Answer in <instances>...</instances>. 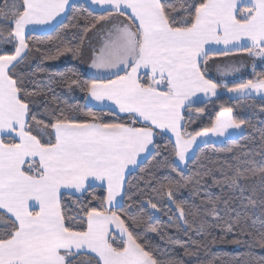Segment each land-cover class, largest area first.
<instances>
[{
    "label": "snow or ice",
    "instance_id": "obj_1",
    "mask_svg": "<svg viewBox=\"0 0 264 264\" xmlns=\"http://www.w3.org/2000/svg\"><path fill=\"white\" fill-rule=\"evenodd\" d=\"M90 4L101 14L91 20L75 19L83 22L85 32L98 22L101 28L107 26L91 66L105 69L109 76L81 80L58 72L49 78L59 75L68 91L79 89L87 94L86 100L110 101L108 110L118 117L116 122L93 112H84L83 118L66 114L54 94L38 103L36 98L47 93L28 88L30 77L22 65L32 45L26 30L57 22L74 7L71 0H0V264H160L147 239L148 232L160 230L147 223L145 213L151 218L167 205L179 214L176 219L187 234L192 224L177 192L189 184L190 194L204 206V219L194 230L201 239L189 235L187 241L173 243L185 255L197 257L200 248L209 245L243 244L249 248L246 264H264V258L256 259L252 251L264 250V220L255 233L248 230L257 224L248 214L249 206L255 208L257 202L245 195L254 194L255 183L264 208V130L257 151L233 155L235 163L227 165L232 175L221 169L226 184L211 170L196 180L171 176L181 174L180 165L187 164L198 138L225 137L230 129L251 126L234 118V109L227 106L199 130L187 131L185 120L195 122L193 108L205 113L197 106L198 93L220 99L218 89H224L237 98L259 94L264 99V71L257 72L255 64L251 69L255 79L234 81L232 87L208 75L210 59L234 50L264 62V0H90ZM79 51L58 46L48 58L66 53L76 58ZM238 71L228 65L218 68L222 76ZM70 111L79 109L72 106ZM157 138L166 140L164 152L171 158L165 156L164 164L169 174L144 182L143 191L155 196L134 199L128 196L126 176L139 168L142 153L164 155ZM205 176H211V184ZM97 181L106 196L95 198L98 206H84L80 196ZM213 186L222 194L213 197L205 191ZM66 195L75 197V203L66 202ZM126 196L130 202L124 208L121 201ZM168 264L183 262L170 258Z\"/></svg>",
    "mask_w": 264,
    "mask_h": 264
},
{
    "label": "trees",
    "instance_id": "obj_2",
    "mask_svg": "<svg viewBox=\"0 0 264 264\" xmlns=\"http://www.w3.org/2000/svg\"><path fill=\"white\" fill-rule=\"evenodd\" d=\"M72 5H74V7H70L66 18L51 31L27 35L32 47L22 67L30 77L28 88L29 90L38 89L47 93L46 97L36 98L38 103L41 99L50 100L54 94L57 97L56 103L65 109L66 114L83 118L84 112H93L97 116L102 117L106 122H116L118 117L111 114L108 109H98L88 105L85 99L87 95L85 92L79 89L71 92L68 91L59 75L53 76L52 79L49 78L50 73L64 72L71 78H79L81 80L91 79V77L84 72L80 57L85 38L92 29L85 32L83 22L77 23L75 18L87 17L88 20H91L93 17H98L101 12L92 10L83 1L74 2ZM98 24L99 22L97 25ZM65 25L68 27L65 28ZM58 46L71 47L73 49L78 48L80 51L76 58H73L71 53H66L55 60L49 59L48 53L51 52L55 55ZM42 69L46 71H42ZM256 71H264V62L256 66ZM249 78L255 79L252 72L242 79L246 80ZM228 84L229 87L233 86L232 82H228ZM72 106H77L79 111H70ZM197 106L203 107L205 113L198 114L195 108H193L191 119L195 122H189L187 119L185 120V123L188 125L186 130L189 132L208 126L209 117L214 118L216 112L222 110L223 106L232 107L234 109V118L249 121L251 126L242 125L244 127V132L238 137L228 139L221 143H208L199 146L192 158L188 160L187 164L180 165V169L182 170L181 174L173 172L171 176L176 180H180L181 175L185 178L191 177L196 180L200 179L205 172L211 170V175L221 180L222 184H226L227 181L221 178V169L229 176L232 175V171L227 165L229 163H235V161L232 160L233 155H238L240 152H255L258 150L261 130H264V112L260 111L261 107H264V99H229L220 97V99H212L197 104ZM53 107H55V104ZM165 143L166 140L157 138V144L160 145L161 152H164ZM228 148H232L233 152H228ZM165 156H169V154L164 152V155L161 156L151 153L150 156L140 164L139 168L128 174V184L126 186L128 189V196H132L134 199L136 197L147 199L149 195L155 196V193L150 190L143 191V185L145 181L152 179V177L163 179L169 174L164 164ZM170 158L169 156V159ZM204 179H207L209 184H211V176H205ZM181 183L183 184L182 180ZM201 183L203 184V181H201ZM192 187L193 185L189 184L183 190L177 192L178 199L182 200L185 204L188 221L192 224V229H189L187 234L183 222L176 219V216L179 214L168 210L167 205H165L164 212H153L151 218L145 213L144 218L147 223L159 229L160 233H163V235L158 232L147 233V239L150 241L160 264H168L170 258L182 261L183 264H246L249 248L243 244L209 245L207 249L200 248L197 257L185 255L183 249L173 243V241L178 240L187 241L189 235H191L192 239H201L200 234L194 230L204 219V206L201 205L199 197H193L190 194ZM252 187L255 188L254 194L250 191H246L245 195H252V198L257 202L255 208L251 206L248 208V214L251 219L257 220L255 229L249 228L248 230L255 233L256 230L260 228V221L264 220V208H262L259 203L261 199L259 188L255 187V183L252 184ZM205 191L210 193L213 197L222 194L221 188L216 186L207 188ZM100 196H106V190L101 187L92 186L87 193L80 196V202L88 207L92 205L98 206L99 200L95 198ZM65 201L75 203L76 198L66 195ZM129 202L126 196L122 201L123 207L127 208ZM238 210L241 212L245 211L243 208H238ZM233 215H235V213H233ZM169 217H171V223L169 222ZM225 219H227V217H225ZM251 219L248 221L249 224H251ZM178 225L180 226L179 228L177 227ZM141 234L143 235L144 233L142 232ZM239 238L241 240L245 239L243 236ZM249 244H251V240H249ZM252 251L256 259L264 258V250L255 248Z\"/></svg>",
    "mask_w": 264,
    "mask_h": 264
},
{
    "label": "crops",
    "instance_id": "obj_3",
    "mask_svg": "<svg viewBox=\"0 0 264 264\" xmlns=\"http://www.w3.org/2000/svg\"><path fill=\"white\" fill-rule=\"evenodd\" d=\"M77 1H83L92 10L97 11V12H101L100 8L90 4V0H71V4H73L74 2H77ZM69 9L66 11V13L62 14L61 17H58L57 22H54L53 24L43 25V26H29L28 29L26 30V34L29 35L31 33H46V32L51 31L53 28H55L59 23H61L66 18ZM106 27L107 26H105V28H101L100 23H99L96 26V28L92 29L87 34L83 48H82L81 57H80L81 65H82L84 72L88 76H90L91 78L92 77H99L101 79H104V78H107L109 76V73L105 69H96V68H93L91 66L94 55L99 52V49L101 48V46L103 44L104 32L106 31ZM240 43H245V41H241ZM211 47L216 48V49H221V48H224V45L223 44H220V45L213 44V45H211ZM231 58H237L238 61H232L233 59H231ZM244 60L249 61L248 66L243 65L242 62ZM219 63H220V65H217ZM260 63H262V61L259 58L249 56L246 51L234 50L233 53L230 55L217 56V57L210 59L208 61V66L210 67V71H209L208 75H209V77L213 78L214 80H220L221 82H227L228 83V82L239 81L251 72L253 64L258 66ZM225 65L232 66L235 68H239V71L238 72H232L231 74H229L227 76H222L218 72V68H223ZM121 74H123V73H121ZM218 91H220V93H221L220 97H226L229 99H242V98H237L235 93H228L224 89H218ZM197 95L200 97V101L198 102V104L212 100V99H216V97H212L211 94H209L208 96H204V94L198 93ZM251 98L261 99V96L259 94H256ZM87 103H88V105L95 107V108H98V109H108V106L111 105L110 101L99 102V101H95V100L91 99L90 97L87 99ZM243 132H244V127L242 126L241 129H230L229 133L226 134L225 137H217V136H213L210 134L208 137L198 138L199 143H198V146L195 147V151L197 150V148L199 146L204 145V143H203L204 140H207L208 143H221V142H224L228 139L238 137V136L242 135ZM168 135L172 136L171 133H168ZM172 139L173 140L175 139L174 136L172 137ZM195 151L190 153V159L194 155ZM150 154L151 153H142L140 158H139V164L144 162L150 156ZM182 165H184V164H181V166ZM136 169L137 168H133L131 172H133ZM127 176H128V174H127ZM127 176H126V179H127ZM99 183L100 182H98V181L93 182V186L100 187ZM121 203H122V201H121Z\"/></svg>",
    "mask_w": 264,
    "mask_h": 264
},
{
    "label": "rangeland",
    "instance_id": "obj_4",
    "mask_svg": "<svg viewBox=\"0 0 264 264\" xmlns=\"http://www.w3.org/2000/svg\"><path fill=\"white\" fill-rule=\"evenodd\" d=\"M231 59H233L232 61H238L237 58H231ZM242 63H243L244 66H248L249 61L248 60H244ZM217 65H220V63L217 64ZM209 71H210V67L208 66V73H209Z\"/></svg>",
    "mask_w": 264,
    "mask_h": 264
}]
</instances>
